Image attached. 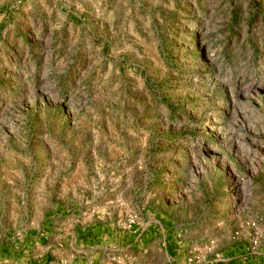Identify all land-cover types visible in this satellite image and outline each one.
I'll use <instances>...</instances> for the list:
<instances>
[{
    "label": "rangeland",
    "instance_id": "obj_1",
    "mask_svg": "<svg viewBox=\"0 0 264 264\" xmlns=\"http://www.w3.org/2000/svg\"><path fill=\"white\" fill-rule=\"evenodd\" d=\"M264 246V0H0V264H234Z\"/></svg>",
    "mask_w": 264,
    "mask_h": 264
},
{
    "label": "crops",
    "instance_id": "obj_2",
    "mask_svg": "<svg viewBox=\"0 0 264 264\" xmlns=\"http://www.w3.org/2000/svg\"><path fill=\"white\" fill-rule=\"evenodd\" d=\"M229 253L234 264H264V246L260 249L259 256H251L243 245H237Z\"/></svg>",
    "mask_w": 264,
    "mask_h": 264
},
{
    "label": "built area",
    "instance_id": "obj_3",
    "mask_svg": "<svg viewBox=\"0 0 264 264\" xmlns=\"http://www.w3.org/2000/svg\"><path fill=\"white\" fill-rule=\"evenodd\" d=\"M251 256H259L260 255V252L259 253H256V254H252V253H249Z\"/></svg>",
    "mask_w": 264,
    "mask_h": 264
}]
</instances>
